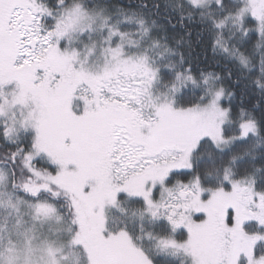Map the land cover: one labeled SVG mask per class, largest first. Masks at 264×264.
I'll list each match as a JSON object with an SVG mask.
<instances>
[{"label":"snow or ice","instance_id":"6c2138e0","mask_svg":"<svg viewBox=\"0 0 264 264\" xmlns=\"http://www.w3.org/2000/svg\"><path fill=\"white\" fill-rule=\"evenodd\" d=\"M0 264H264V0H0Z\"/></svg>","mask_w":264,"mask_h":264}]
</instances>
